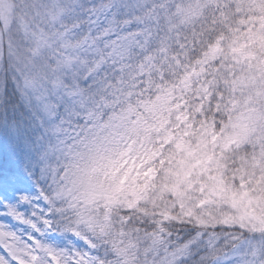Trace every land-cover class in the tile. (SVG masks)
<instances>
[{
  "label": "snow or ice",
  "instance_id": "6c2138e0",
  "mask_svg": "<svg viewBox=\"0 0 264 264\" xmlns=\"http://www.w3.org/2000/svg\"><path fill=\"white\" fill-rule=\"evenodd\" d=\"M199 20L220 32L184 63L174 34ZM210 62L201 99L224 100L223 84L224 110L238 114L197 129L185 93ZM242 144L259 152L241 157L237 186L223 160ZM157 188L199 224L196 208L215 219L209 206L227 205L221 222L264 233V0H0V264H104L81 227L110 237L111 264H135L138 244L113 215Z\"/></svg>",
  "mask_w": 264,
  "mask_h": 264
},
{
  "label": "clouds",
  "instance_id": "9594fccd",
  "mask_svg": "<svg viewBox=\"0 0 264 264\" xmlns=\"http://www.w3.org/2000/svg\"><path fill=\"white\" fill-rule=\"evenodd\" d=\"M47 0H19L20 4H43ZM220 32L218 25H212L208 21L199 20L194 25L183 26L178 33L174 34L172 41L173 48L180 53V60L188 63L184 52L187 51L188 57L195 59L203 58V53L206 50V45L214 42L217 34ZM7 39V38H5ZM226 41L224 44L226 45ZM177 44H183L184 49L176 47ZM218 60L221 57L217 58ZM219 67L217 62H210L208 66V77H201L199 82H193L192 90L185 93L187 98V107L184 111L187 112L191 121L199 128V122L207 119L208 123L213 121L217 129L223 127L222 122H227V116H232L238 113H228L224 110L223 105L227 100V92L224 90L223 84L220 85V92L224 93V100H221L219 95H212L201 99L202 93L197 89L204 79L210 78L212 70ZM179 94V93H178ZM221 105V110L218 112L216 105ZM203 106V111L198 109ZM227 131H232L228 129ZM194 144L195 137H188ZM171 146H169L170 148ZM211 147V146H210ZM167 151V149H166ZM219 155L221 149L219 146L215 149ZM259 152V146L253 144H242L239 147L233 145L231 151L224 152L225 165L224 176L230 183H235L239 186V172L241 166V157L251 156L253 152ZM155 166L159 167L158 162ZM163 175V172H160ZM235 177V179H234ZM159 184V178H157ZM193 195H198L194 193ZM149 200L141 201L135 208L128 209L126 206H121L113 215V221L116 229L123 228L127 233L125 239L132 238L136 240L138 247L135 251V264H165L166 257L171 259L170 253L175 252L177 248L192 242L189 248L183 253H178L174 264H264V255L253 256L254 246L264 242V233L254 231L251 227H241L239 223H223L221 222L220 213L235 214L227 205L217 207L209 206L212 216L211 219L205 215L206 209L196 208V214L207 221L206 224H199L195 216L189 217L185 214L175 196L165 195L162 199H156L159 196L158 188L149 193ZM153 200L156 205H153ZM194 203V201L192 202ZM167 210L172 219L165 220L160 214ZM147 212L148 214H145ZM120 217H126V222L121 225ZM163 228L164 231L160 232ZM137 229L139 231H137ZM80 230L90 239H94L97 248L93 255L100 258L104 264L118 258L112 253L111 245L108 243L110 237L100 236L98 233H91L85 227ZM158 233L163 243L153 247L151 233ZM68 237L58 239L56 242L60 246L66 244ZM80 247L84 248L81 244Z\"/></svg>",
  "mask_w": 264,
  "mask_h": 264
}]
</instances>
